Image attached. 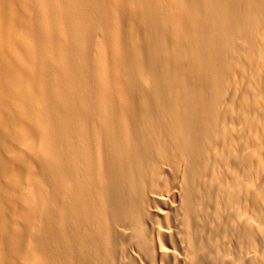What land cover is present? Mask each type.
<instances>
[{"label":"bare ground","instance_id":"6f19581e","mask_svg":"<svg viewBox=\"0 0 264 264\" xmlns=\"http://www.w3.org/2000/svg\"><path fill=\"white\" fill-rule=\"evenodd\" d=\"M260 72L264 0H0V264H264Z\"/></svg>","mask_w":264,"mask_h":264},{"label":"rangeland","instance_id":"374dc122","mask_svg":"<svg viewBox=\"0 0 264 264\" xmlns=\"http://www.w3.org/2000/svg\"><path fill=\"white\" fill-rule=\"evenodd\" d=\"M244 76V77H243ZM249 76V75H247ZM245 78V80L241 79V78ZM240 77H238V81L236 82V84L231 86V99H230V110L228 111V115H226V117L224 118V125L225 128L228 130V132H230L231 134L235 135V137L237 138V142L238 144L242 147L244 143H246V139L244 138L245 134L248 131V128L251 124V122L253 121V116H247V117H243V112H244V101L248 98H250V96L256 92V89L252 83V80H249V77H246V75H241ZM248 78V79H246ZM258 78L260 79L262 86L264 87V72H260L258 74ZM255 147L254 146H248L245 145L243 146L240 150H238L237 152H228L226 153V148H225V143H222L218 149L216 150V155H220L222 153H226L225 157H226V162L224 164V169H226L228 171V174L230 177H236L239 178L240 176H242L244 178V180H248V188H246V190L248 191H252L255 188H258L259 186L264 185V162L258 167L257 170L254 171V173H252V177L249 178V176H247L248 174V169L246 167H234V168H228V162H235L238 161V159H242L245 158L249 155H252V153L254 154L255 152ZM205 183L206 186L209 189H214V190H219L222 189L224 190V188H226L225 184H221L220 181H218L215 177L214 173H211L206 175L205 177ZM235 189H242V185L240 184L239 186L234 185ZM202 201L207 203L209 202L208 199H206L205 197L202 198ZM225 210V215L227 217H234L235 219L237 218V220L240 219V217L242 218L241 215H238L235 211V208H233V206L228 207V209L224 208ZM228 210V211H227ZM248 213L247 214H252L254 216H256V218L254 220H252L253 225L256 227V224L258 222H261V226L264 229V214H255L254 210L250 207H248ZM258 218V219H257ZM257 254V251H255L254 253L251 252V255Z\"/></svg>","mask_w":264,"mask_h":264}]
</instances>
